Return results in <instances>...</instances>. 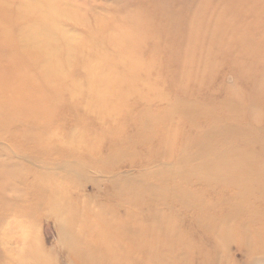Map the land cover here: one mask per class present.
<instances>
[{
	"label": "rangeland",
	"instance_id": "374dc122",
	"mask_svg": "<svg viewBox=\"0 0 264 264\" xmlns=\"http://www.w3.org/2000/svg\"><path fill=\"white\" fill-rule=\"evenodd\" d=\"M56 1L67 15L57 34L64 31L69 39L55 41L53 79L46 82L21 51L8 47L10 67L37 78L34 97L54 114L41 126L16 116L7 137L14 133L20 142L33 129L41 139L27 138L31 150L56 145L73 155L59 159L65 169L43 172L22 158L29 153L23 149L20 167L0 173L4 184H36L62 198L23 214L18 226L13 218L0 222V264L6 263L3 242L13 232L30 247L13 253V264H70L71 258L116 264L122 246L105 227L126 220L120 218L126 212L128 229H114L129 247L120 264H249L251 257L239 248L241 227L249 233L261 229L264 220L253 224L249 212L264 209L256 192L262 187L250 184L251 176L233 185L229 178L237 179L236 173L211 171L215 180L204 169L200 174L187 168L188 162L219 155L201 158L187 151L185 161L178 156L197 132L220 130L234 153H249L264 165V0ZM0 15V42L15 43L20 29L14 10L0 9ZM179 100L184 113L174 108ZM249 109L253 120L244 115ZM205 143L215 148L221 140L211 136ZM93 148L92 157L80 151ZM36 172L45 176L38 181ZM1 186L0 205L6 201L18 209L22 199ZM220 226L230 229L233 243L218 249ZM94 235L98 247L90 245Z\"/></svg>",
	"mask_w": 264,
	"mask_h": 264
},
{
	"label": "bare ground",
	"instance_id": "6f19581e",
	"mask_svg": "<svg viewBox=\"0 0 264 264\" xmlns=\"http://www.w3.org/2000/svg\"><path fill=\"white\" fill-rule=\"evenodd\" d=\"M59 2H57L56 0H6L2 2V0H0V9H2V11H9L10 9L14 10L13 19L16 20L18 27L20 29L19 38L15 43L7 44V42H3V40L2 42H0V104H1L0 105V173L3 176L4 173H6L5 171L8 170V168L13 166L16 168L20 167L17 161L18 158L21 157L20 152L23 151V149L29 151V153H26L27 156H24L22 158L25 161L29 162L30 165L38 167L43 172L44 171L57 172L59 169H65L66 163L64 161L60 162L59 159L62 158L63 156L73 155L72 152L64 151L63 149L57 147L56 145H47L45 148L38 149L36 151L31 150L29 147V143L27 142V138L33 137L34 141H38L41 139L40 137H37L34 134L35 130L33 129H28L24 131L22 134V140H20V142L14 139V133L11 134V136L7 137L8 136L7 130L9 127L8 123L10 121H14L15 120L14 117L16 116L23 117L24 119L34 118L35 121L38 124H40L39 126H41V124L44 123L43 121L50 119V117L53 116L54 114L53 107L49 105L45 106L46 103L44 100L34 97V94L37 92L34 93L33 91L40 90V86H39L40 83L37 81V78L32 77L28 73L15 74L16 71L12 69L13 67L12 68L10 67V62H12V60L10 61L11 56L8 47L12 46L13 50L16 47L19 51H21L23 57L25 56V58H27V61L31 63V65L36 67V69L40 71L41 74L43 73L42 77L46 82L48 78L53 79L52 75L56 71V67H54L53 73L49 71H50V67L53 66L50 63L51 62L50 59L54 58V56L57 53L56 51L57 49L55 48V44H56L55 41L57 37L59 38L64 37V39L67 41L69 39L64 31L61 32L59 36L57 34L60 31L58 29L59 26H61L60 19L65 18L67 16L64 12H60V10L55 7L56 5H59ZM1 37L5 38V35L4 33L2 35V31L0 29V38ZM43 47L46 50L45 52L42 53ZM39 60H42L41 65H39L40 62ZM176 105L178 106H174V108L177 109L178 113L185 112L183 101L179 100V102H176ZM4 111H6V113H4ZM253 113L254 112H252V110L249 109L248 113L244 115L245 116L248 115V117L252 119ZM233 115L234 114H232V116ZM17 117L16 119H18ZM204 117H206V115L202 116L201 118ZM251 126L252 125L248 126L249 130L253 128ZM38 129H40V127H38ZM238 131L243 132L244 130L239 129ZM48 133H52V132H48ZM196 134H198L199 136L197 137V140L194 141V144L195 143L197 144L196 145L192 144V146L189 147L187 150L180 151L178 159L185 161L186 159H188L190 153H192V155L197 154L198 156H201V158L203 156H205L206 158L207 156L211 157L215 155V157H217L219 155L218 158L209 161H206L203 158V160H201L198 164L197 162L196 163L194 162L192 164L191 162H188V165L186 163L187 168H189L190 171H193L195 173L199 172L200 174H203V172H205L203 171L204 169L206 170V172L207 171L210 172L209 175L207 176H209L210 179H215V180L216 178L211 171L215 170V171H220V173H222L223 172L222 170H225L231 173L233 172L232 174L236 173L235 175L237 179L229 178L231 184L233 185L240 183L238 179L241 178V181H243L244 178H248V176H251L252 178H250L248 182L250 184L256 185L258 188L262 187L261 189H258L256 192H260L258 201L263 202L262 204L264 205V165L262 164V161L256 157H252L249 153L248 154L234 153L232 151L231 146L230 145L227 146L226 138H224V135L220 130H217L216 132H213V130H209L207 132H197ZM211 136L218 137L221 140V145L215 146V148L213 146L207 147L205 145L206 144L205 142H207V139L211 138ZM6 139H9V142L3 143L4 140ZM11 143L13 145H11ZM244 145L245 144H243L242 148H244ZM83 150L90 157L94 155L93 153L94 148L91 151L88 149L87 150L82 149L80 151L84 152ZM187 151L189 152V154ZM3 154L6 155L5 159L2 157ZM30 154L32 155L30 156ZM35 154H39V155H35ZM55 158H57V160L53 161L52 159ZM16 163L19 166H17ZM218 163H220V165H217ZM163 164L164 166H169L170 168H173V164H170L169 162ZM67 165H69V163H67ZM216 166L219 168V170L216 169ZM80 167L83 168L82 164L80 165ZM4 168H6V170H4ZM29 172L32 173L31 170H29ZM36 174H37L36 179L38 181H40L42 177L45 176L44 173L36 172ZM33 178L34 180H36L35 177ZM236 180L237 183L234 182ZM0 184L5 185L4 187L1 186L2 188L1 190H5V188L6 189L10 188L13 190V194L17 196L18 200L22 199L20 204L18 205L16 204L18 206V209H16V207L14 208L10 207L11 204H8V202L6 201L0 205V213L3 212L0 215V222H3L4 220L9 218H13V221L16 223V226L19 225L17 219L22 217L23 214H25V216L27 214L30 216L34 215L36 213V209H39L44 205L47 207H51L54 204H59L62 199L56 190L50 191L46 188L41 189L37 187L36 184L32 185L26 183L24 184L23 188H19L17 187V185H13V184L12 186H9V184H4L2 182H0ZM18 194L20 195L18 196ZM4 203L8 204V206L4 205ZM206 209L208 208H205L203 211H205ZM199 212H202V210L199 209ZM249 213L250 216L254 217L251 220L253 224H256L257 221L256 218L264 220V209L263 210L251 209ZM129 214H130L129 212H126V214L120 218L127 220ZM126 220L121 221L120 219H118L117 223L115 224L110 223L107 225V227H105L108 229L110 236L113 239H115L119 245L122 246V252L115 251L114 255L115 256L118 255L116 264H120L121 261H123L124 259L126 260V257L129 254V247L127 246L126 239L125 240L124 238L121 239L120 236L118 237L117 234L114 233L115 232L114 229L117 230L118 227H126V229H128ZM207 228L210 231L213 230L215 231V229L211 228L210 225ZM248 231L249 230L247 228H244L243 226L241 227V233H240L241 238H240L239 248L244 250V253L246 254V258H249L248 255L251 257L249 259V264H264V223L261 225L260 230H256L253 233H249ZM216 234H217L216 236L218 237L216 239V244L218 249H220V247L223 246L224 244H228L232 242V235L230 229L223 228L220 226L219 229L216 230ZM91 238L92 239L89 240L91 242L90 245L94 247H98L99 241L97 242V240L99 237L94 235L91 236ZM26 242H27L26 238H24L23 236L16 235L13 232V236L8 237L5 243L3 242L2 251L5 253L6 263H2V264H13V262L16 261L15 259L16 256H13L12 255L13 253H17V252L22 253L23 251L24 252L30 251V247L26 244ZM19 247H21L22 249H19ZM108 254L109 253L107 252L104 254L106 255L103 256L104 261H107ZM70 264H80V262L78 261L77 258H71Z\"/></svg>",
	"mask_w": 264,
	"mask_h": 264
}]
</instances>
